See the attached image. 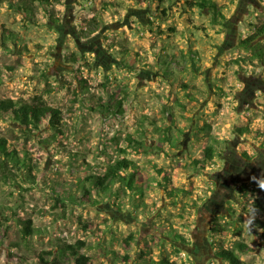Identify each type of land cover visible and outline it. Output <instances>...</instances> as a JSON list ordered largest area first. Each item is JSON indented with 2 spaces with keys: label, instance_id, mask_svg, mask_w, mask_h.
Segmentation results:
<instances>
[{
  "label": "rangeland",
  "instance_id": "1",
  "mask_svg": "<svg viewBox=\"0 0 264 264\" xmlns=\"http://www.w3.org/2000/svg\"><path fill=\"white\" fill-rule=\"evenodd\" d=\"M197 1L63 0L58 25L42 6L27 15L21 0L0 4V101L42 95L65 131L56 140L46 124L28 135L0 111V137L27 163L11 183L0 172V264H41V255L74 264L60 250L79 240L92 264H118L131 234V264H227L219 246L239 242L250 247L245 264H264V211L254 207L264 206V66L240 47L264 22V0H211L216 15L189 5ZM207 145L219 157L202 170L195 160ZM121 156L142 172V195L118 196L115 185L96 206L57 200L81 195ZM176 232L188 243L181 252Z\"/></svg>",
  "mask_w": 264,
  "mask_h": 264
},
{
  "label": "trees",
  "instance_id": "2",
  "mask_svg": "<svg viewBox=\"0 0 264 264\" xmlns=\"http://www.w3.org/2000/svg\"><path fill=\"white\" fill-rule=\"evenodd\" d=\"M7 0H0V4L4 3ZM139 3H142L143 0H138ZM63 0H21V6H19V11H23L25 14L34 15L39 6H42L46 12H48L49 19L55 25L60 24V18L55 15L56 5L62 3ZM12 5V4H11ZM189 5H199L202 8H210L214 10V14L216 15V11L218 10V6L212 2L211 0H198L196 3L190 2ZM163 13L166 14L165 10ZM222 15V14H221ZM223 16V15H222ZM224 17V16H223ZM216 21V18H215ZM94 27L91 28L88 34H95L99 28V21L97 19L93 20ZM92 25V24H91ZM264 36V22L260 25L255 26V31L252 35L241 40L240 47L252 50L253 55L252 59L259 60L261 63L264 62V43L255 44L256 40ZM236 62H239L236 60ZM46 76V74H45ZM122 101H119L120 111L122 112L121 106ZM0 111L4 113H8L12 116L13 120L20 124L23 127V131L26 134H30L35 130H40L44 125H49L51 129L54 131L53 137L54 139H58L59 137L65 136L64 131V116L61 109L57 107H53L49 105L46 99L42 96H36L32 102H24V101H16L14 99H5L0 101ZM240 133L244 131V129H239ZM129 145L134 148H138V152L142 153L141 148L143 146V142L136 139L134 136L129 135L128 137ZM121 153L125 154L126 150L121 149ZM204 160H195V165H197L200 169L205 170L207 166L213 165L216 158L219 157V152L215 145H207L204 148ZM248 155V153H245ZM26 158V157H25ZM27 167V163L25 159H22L21 154L10 146L9 140L6 137H0V172L5 177L6 182L11 183L12 180L16 181V173H14L13 169L18 168L23 170ZM155 169L163 179L167 180V174L163 171V169L158 166H154ZM30 168V166H29ZM32 167L29 170V176L31 177ZM13 176V177H12ZM91 187L89 189L83 188V193L81 195L74 194L71 197H65L63 194L57 197L59 202H63L66 205V200L70 202H75L84 206H96L98 201L96 196L101 193H106L109 190H113L115 185H119V189L116 194L119 196L122 192L126 193L127 191L136 192L138 196L143 194V191L140 189L143 183V175L142 172L138 169V166L128 159L125 156H121L116 159L104 173L96 176H91L88 179ZM135 194H131L133 197L137 196ZM135 195V196H134ZM254 207L258 211H264V206L260 201H257L254 204ZM82 228L84 231L89 232L91 225L88 223H82ZM169 229V228H167ZM218 232H223L224 228L216 229ZM166 231L165 233H167ZM23 234L26 239H30L35 234V228L33 226L32 220H28L24 225ZM170 236V235H169ZM155 237V236H154ZM173 241H182L185 244L187 240L183 238L179 233H174V235L170 236ZM136 240V235L131 234L124 241V249L127 254L123 257L121 256L118 264H131L133 262V258L130 255V252L133 248L134 241ZM138 243V242H137ZM221 244V243H220ZM87 243L83 240H79L75 244L66 245L62 248L60 255L71 254L74 258V264H92V258L88 254L82 253L81 249L86 246ZM176 248V252H181L182 250L174 244ZM250 247L248 244L244 242L237 243L233 248H225L223 244H221L218 248L217 255L218 257L226 262L227 264H245L241 259V254L248 253ZM50 254V253H47ZM144 254V252H142ZM41 264H59L58 260L50 261L49 259H45L43 255L40 256ZM154 262V261H153ZM154 264H177L174 261H171L167 256L160 261H155ZM185 264V263H183Z\"/></svg>",
  "mask_w": 264,
  "mask_h": 264
},
{
  "label": "flooded vegetation",
  "instance_id": "3",
  "mask_svg": "<svg viewBox=\"0 0 264 264\" xmlns=\"http://www.w3.org/2000/svg\"><path fill=\"white\" fill-rule=\"evenodd\" d=\"M264 37V36H263ZM259 61V60H258ZM262 64V66H264V62H262L261 63ZM213 218H215V216H213ZM179 235H181L183 238H185L184 237V235H182V234H179ZM186 239V238H185ZM172 243H174V244H176L177 245V243H179V241L178 242H176V241H173ZM185 244V243H184ZM211 244H212V242H211ZM179 247V246H178ZM180 248V247H179ZM181 250H182V248H180ZM191 256V255H190Z\"/></svg>",
  "mask_w": 264,
  "mask_h": 264
}]
</instances>
